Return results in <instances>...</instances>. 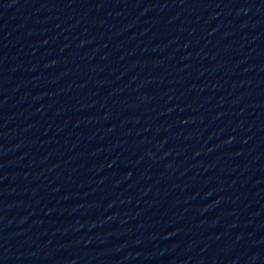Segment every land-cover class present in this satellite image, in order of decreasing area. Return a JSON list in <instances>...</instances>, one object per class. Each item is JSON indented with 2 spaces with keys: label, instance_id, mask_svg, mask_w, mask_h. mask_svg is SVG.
<instances>
[{
  "label": "water",
  "instance_id": "water-1",
  "mask_svg": "<svg viewBox=\"0 0 264 264\" xmlns=\"http://www.w3.org/2000/svg\"><path fill=\"white\" fill-rule=\"evenodd\" d=\"M0 264H264V0H0Z\"/></svg>",
  "mask_w": 264,
  "mask_h": 264
}]
</instances>
